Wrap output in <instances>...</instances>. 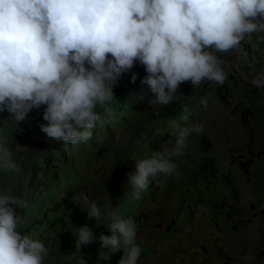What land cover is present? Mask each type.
<instances>
[{"label": "clouds", "instance_id": "obj_1", "mask_svg": "<svg viewBox=\"0 0 264 264\" xmlns=\"http://www.w3.org/2000/svg\"><path fill=\"white\" fill-rule=\"evenodd\" d=\"M254 32H264V0H0V111L6 107L17 123L33 107L46 105L48 123L40 127L48 140L87 142L99 110L117 99L112 85L136 60L153 92L147 103L167 104L182 82L223 85L228 73L218 53L238 49ZM137 76L133 72L131 82ZM248 82L264 88V72ZM202 131V123L179 128L172 147L163 144L136 160L128 179L132 195L139 199L152 179L174 174L188 138ZM17 167L0 130V170ZM73 203L95 221L71 232L76 248L99 241V250H108L106 260L122 249L118 264H139L142 248L131 218L101 207L84 191ZM26 204L22 196L0 191V264H43L49 252L45 242L20 231L17 206ZM99 225L111 235H97ZM78 264L87 261L81 257Z\"/></svg>", "mask_w": 264, "mask_h": 264}, {"label": "rangeland", "instance_id": "obj_2", "mask_svg": "<svg viewBox=\"0 0 264 264\" xmlns=\"http://www.w3.org/2000/svg\"><path fill=\"white\" fill-rule=\"evenodd\" d=\"M241 43L245 44L244 41ZM218 55L224 59L228 73V80L223 85L205 81L196 88L189 81L182 82L177 89L189 94H200L202 100L209 101L208 105L204 104L199 109L195 123L203 124V132L211 140L212 150L201 152L195 149L196 139L189 137L185 154L176 158L177 171L152 179L139 199L132 195V189L128 186L129 174L136 170V160L162 150L163 144L168 147L174 145V131L165 137L154 136L149 139L152 116L162 105L150 106L147 103L150 97L140 102L126 121L112 127L111 132L97 135L88 145L79 143L75 152L68 155L71 161L68 164L55 160L49 172L42 167L46 155L55 150L61 140L50 141L41 130L40 125L48 123L43 119L46 105L33 107L17 123L5 107L0 111V130L8 139L18 167L4 170L7 173L0 177V191L22 196L27 202L35 188L37 193L40 188L53 187L57 183L58 178L54 174L56 168L66 169L74 162L79 172L74 179L77 183L73 182L69 191L76 194L84 191L101 207H114L120 217L125 216L121 218H131L136 223V243L142 248L139 264L144 262L142 258L151 255L154 258L159 256V259L169 264L254 263L258 259V251L264 246V161L258 160V154H255L251 171L252 193L247 195L246 191L237 200L230 196L224 197L223 192L201 198V190L195 186L194 180L187 182L191 175L195 178L200 172L204 158L217 161L238 153L250 154L264 140V135L259 132L260 123H256L253 118V112H260L264 104L261 99L264 94L248 82V78L256 74L240 59L241 46ZM133 72L138 76L146 74L139 60L134 62L130 70L117 77L112 85L115 94L121 83L131 77ZM212 90L215 92L210 94ZM17 144L22 146L19 150ZM64 186L63 183L59 189ZM67 194L68 191H64L51 199H44L43 204L35 208L32 218L28 209L24 210L25 206H17L21 225L43 220L48 215L49 230L44 224H35L26 231L31 238L38 240L45 234L40 241L45 242L49 252L44 256L43 264H78L81 257L87 264H118L123 256L122 249L112 252L106 260L108 250H99V241L82 246L81 249L76 248L71 232L78 225L94 224L95 221L88 220L86 213L74 205V196L68 200V209L59 207L60 202L68 199ZM187 201L191 203L187 205ZM202 202L212 204L213 209L219 210H198ZM231 207L236 210L230 212L228 209ZM244 221L249 224H243ZM46 230L48 232L43 233ZM94 231L97 235L101 232L111 235V229L105 225L96 226ZM159 246H164L163 252L156 255L160 251ZM263 263L261 260L260 264Z\"/></svg>", "mask_w": 264, "mask_h": 264}, {"label": "trees", "instance_id": "obj_3", "mask_svg": "<svg viewBox=\"0 0 264 264\" xmlns=\"http://www.w3.org/2000/svg\"><path fill=\"white\" fill-rule=\"evenodd\" d=\"M144 75H139L135 83L131 82L130 77L121 83L118 91L115 96L117 99H114L113 102L109 105L107 110H99L100 119L96 122V126L92 129L93 137L87 141L82 142L83 144H90L97 135H100L104 132H111L112 127H115L124 121L127 117L136 109L138 104L144 99L151 97L153 95L151 87L146 83L142 82V77ZM226 86V84H225ZM215 91H209V93H214ZM206 94V92H204ZM200 94H189L183 90L177 91L174 93L172 100L167 104H162L160 108L154 112L152 116L153 126L150 130L149 139H153L154 136L165 137L168 136L172 131L178 130L179 128L190 126L195 123L199 109L203 107L205 103H202ZM206 104H209V101H206ZM151 119V118H150ZM103 135V134H102ZM190 137L196 139L194 144L195 149L200 150L201 152H210L211 149V140L209 137L202 131L201 133H193ZM153 142V140H152ZM173 143L175 144V136L173 137ZM71 143H65L61 140L55 150L49 152L46 155L45 165L42 167L45 171L49 172L50 167L54 166L53 162L59 160L64 164H68L70 153L75 152V147L77 146ZM251 161L244 154H235L224 161H212V159L204 158V163L201 165L200 172L195 176L194 182L202 180L207 186L217 184L220 180H223L227 186L228 190H232V198L234 200L239 199V192L234 191L238 186L237 181L239 178L245 177L244 181H247L251 174L250 169ZM54 174L58 178L57 183L53 187L40 188L36 193L37 188H35L32 197L27 201V204L24 210L28 209V213L32 218L35 215V208L43 204L44 199H51L57 193H62L68 191L67 198L65 201L59 203V207L68 209V200L73 197L76 192H70L69 187L74 182V179L78 176L79 169L74 165V162L70 163L66 169L56 168ZM7 172L0 170V177ZM63 183L64 187L59 189ZM55 190V191H54ZM133 210V209H132ZM234 210H230L232 212ZM120 215H122L120 213ZM121 217H125L124 215ZM48 215L45 216L43 220L26 222L24 225L20 226V231L23 234H27L29 227L35 224L45 225L48 228L47 221ZM62 221V220H58ZM34 222V224H33ZM243 224L248 225L249 222H242ZM46 230L43 233H47ZM45 234L40 236L43 238ZM264 261V246L258 251V259L251 264H260V261ZM264 264V263H263Z\"/></svg>", "mask_w": 264, "mask_h": 264}, {"label": "crops", "instance_id": "obj_4", "mask_svg": "<svg viewBox=\"0 0 264 264\" xmlns=\"http://www.w3.org/2000/svg\"><path fill=\"white\" fill-rule=\"evenodd\" d=\"M243 41L245 42V44L244 43L240 44V46H241L240 59L245 61L246 67L248 65L250 71L253 74L257 75L259 73L264 72V32H254V33L246 36ZM258 89H259V91H263V94H264V88H258ZM261 99H262V102L264 103V96H261ZM241 107L242 106H240V108ZM253 113H254L253 118L255 119L256 123H258V122L260 123L259 124V132L264 135V104L262 105L260 112L256 113L254 111ZM263 150H264V140H261V142L257 144V148L254 149V151H256V152L252 151L250 154L242 153L250 159L251 171H252V168H253L254 163H255V159H254L255 154L256 155L258 154V157H259L258 160L264 161V153L262 152ZM238 154H240V153H238ZM231 156H229L227 158H223V159L221 158L217 161H224L225 162ZM262 168H264V163L262 164ZM263 176H264V174H263ZM252 177H253V173L250 174L247 181H244L245 177L238 179V181H237V186H238L237 188L238 189L236 188L234 191H238L239 196L241 195L243 197L245 195L246 191L248 192L247 195L248 194L251 195L252 191H250V189H251V182H253ZM193 180H194V176L191 175V178H188L187 182L191 183ZM195 186H198V188H200V190H201L200 197L201 198H202V195H204L203 198H205L206 195L212 197V196L217 195V193H220V192L221 193L223 192L224 197L230 196L232 198L231 192H233V191L228 190V186L223 180H220L217 184H214L211 186H207L206 184L203 183L202 180H200V181L196 182ZM185 187H188V186L185 185ZM191 187H192V185H191ZM244 198L246 199L247 196H245ZM189 203H191V202H189V201L186 202L187 205ZM200 205H202V206L198 207V210H219V209H216L215 206H214L215 209H213L211 206L212 204L208 205V204H205V202L204 203L202 202ZM220 210H227V209L221 208ZM228 210H236V209L231 207ZM146 243H147V241H146ZM159 247L160 248H158V250H160V251H157L156 255H159L158 254L159 252H163L161 250L163 249L164 246H159ZM152 252H153V250H152ZM140 258H141V256H140ZM142 262L143 263H141V264H169L167 261H165L163 259H159V256H157V258H154V255H151L150 257L146 256V257L142 258ZM177 264H180V263L177 262Z\"/></svg>", "mask_w": 264, "mask_h": 264}, {"label": "built area", "instance_id": "obj_5", "mask_svg": "<svg viewBox=\"0 0 264 264\" xmlns=\"http://www.w3.org/2000/svg\"><path fill=\"white\" fill-rule=\"evenodd\" d=\"M204 197V195H202V198Z\"/></svg>", "mask_w": 264, "mask_h": 264}]
</instances>
